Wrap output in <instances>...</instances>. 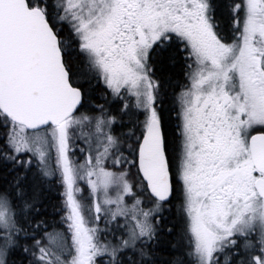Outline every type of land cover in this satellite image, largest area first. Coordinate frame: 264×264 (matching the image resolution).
I'll return each instance as SVG.
<instances>
[{
    "label": "snow or ice",
    "instance_id": "snow-or-ice-1",
    "mask_svg": "<svg viewBox=\"0 0 264 264\" xmlns=\"http://www.w3.org/2000/svg\"><path fill=\"white\" fill-rule=\"evenodd\" d=\"M0 264H264V0H0Z\"/></svg>",
    "mask_w": 264,
    "mask_h": 264
},
{
    "label": "trees",
    "instance_id": "trees-1",
    "mask_svg": "<svg viewBox=\"0 0 264 264\" xmlns=\"http://www.w3.org/2000/svg\"><path fill=\"white\" fill-rule=\"evenodd\" d=\"M52 196H53V198H54V202H55V200L58 199L57 193H56V192H53V193H52Z\"/></svg>",
    "mask_w": 264,
    "mask_h": 264
}]
</instances>
